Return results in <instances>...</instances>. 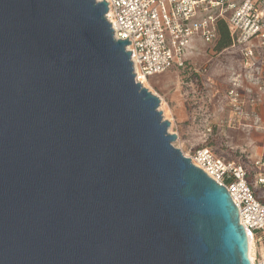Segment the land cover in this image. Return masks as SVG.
<instances>
[{"label": "water", "instance_id": "water-1", "mask_svg": "<svg viewBox=\"0 0 264 264\" xmlns=\"http://www.w3.org/2000/svg\"><path fill=\"white\" fill-rule=\"evenodd\" d=\"M95 0H0V264H250L224 187L173 145Z\"/></svg>", "mask_w": 264, "mask_h": 264}, {"label": "built area", "instance_id": "built-area-1", "mask_svg": "<svg viewBox=\"0 0 264 264\" xmlns=\"http://www.w3.org/2000/svg\"><path fill=\"white\" fill-rule=\"evenodd\" d=\"M95 1L106 4L104 18L114 39L129 42L125 50L130 52L134 81L144 88L149 78L185 67L195 41L212 46L218 38L219 20L227 23L228 48L239 52L244 67L256 69L257 50H264V0ZM183 156L225 188L248 240L250 264H264V256L258 253L264 241V204L253 194L244 167L226 162L207 148ZM256 180L257 185L264 184L263 178Z\"/></svg>", "mask_w": 264, "mask_h": 264}, {"label": "rangeland", "instance_id": "rangeland-1", "mask_svg": "<svg viewBox=\"0 0 264 264\" xmlns=\"http://www.w3.org/2000/svg\"><path fill=\"white\" fill-rule=\"evenodd\" d=\"M191 49L185 67L171 69L162 75L149 78L145 88L159 99L158 110L162 112L163 120L170 124L168 133L175 135L174 147L185 155L207 148L222 159H237L245 171H253V177L251 176L253 189L257 193L261 191L259 195L262 197L264 190L261 189L262 184H256V179H264V173L257 176L258 172L255 169L261 164L256 166L251 164L247 153L235 148L231 139L218 131L219 125L213 117L218 109L216 93L218 84L226 88L221 96L223 109L228 111L230 108L234 112L243 110L239 105L237 87L230 89L231 83L226 80L229 70L224 69L225 54L217 56L219 53L214 45H204L200 40L195 41ZM257 71L258 65L256 69H252L253 73ZM227 122L223 123L224 127L235 124L231 120Z\"/></svg>", "mask_w": 264, "mask_h": 264}, {"label": "crops", "instance_id": "crops-1", "mask_svg": "<svg viewBox=\"0 0 264 264\" xmlns=\"http://www.w3.org/2000/svg\"><path fill=\"white\" fill-rule=\"evenodd\" d=\"M224 52L217 56L225 54L224 69L229 70L226 80L231 83L230 89L237 87L239 105L243 107V110L234 112L230 108L228 111L223 109L221 96L224 94L222 91L226 88L218 84L216 90L218 109L213 117L219 125L218 131L223 133L224 137L231 139L235 148L247 153L251 164H255V166L261 164L259 167H255L258 172L257 176H260L261 173H264V50H257L258 71L256 73H253L252 69L244 67V62L236 49L228 48ZM227 120H231L235 124L224 127L223 123H228ZM225 161L239 163L237 159ZM258 253L264 256V241L259 245Z\"/></svg>", "mask_w": 264, "mask_h": 264}, {"label": "trees", "instance_id": "trees-1", "mask_svg": "<svg viewBox=\"0 0 264 264\" xmlns=\"http://www.w3.org/2000/svg\"><path fill=\"white\" fill-rule=\"evenodd\" d=\"M216 30L218 33V38L213 45H214V48H216V51L218 53H221V52L227 50V48L231 45V33H230V30L227 26V23L223 20L217 21ZM245 172H246V178H245L246 181L250 185H253V181H252V177L254 174L253 171L252 170H246ZM261 189L264 190V185H262ZM260 193H261V191H258V193L256 190L253 191V194L259 200V202L261 204H264V196L261 197L259 195Z\"/></svg>", "mask_w": 264, "mask_h": 264}, {"label": "bare ground", "instance_id": "bare-ground-1", "mask_svg": "<svg viewBox=\"0 0 264 264\" xmlns=\"http://www.w3.org/2000/svg\"><path fill=\"white\" fill-rule=\"evenodd\" d=\"M250 256V255H249Z\"/></svg>", "mask_w": 264, "mask_h": 264}]
</instances>
